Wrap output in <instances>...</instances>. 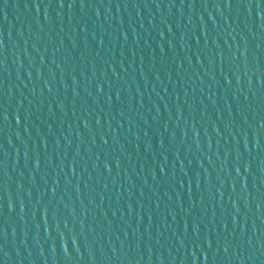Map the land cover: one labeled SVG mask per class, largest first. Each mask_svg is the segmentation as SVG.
I'll return each mask as SVG.
<instances>
[{"label": "water", "instance_id": "obj_1", "mask_svg": "<svg viewBox=\"0 0 264 264\" xmlns=\"http://www.w3.org/2000/svg\"><path fill=\"white\" fill-rule=\"evenodd\" d=\"M0 264H264V0H0Z\"/></svg>", "mask_w": 264, "mask_h": 264}]
</instances>
